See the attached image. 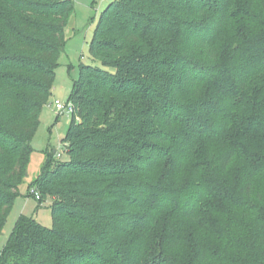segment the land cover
Here are the masks:
<instances>
[{
	"label": "trees",
	"instance_id": "1",
	"mask_svg": "<svg viewBox=\"0 0 264 264\" xmlns=\"http://www.w3.org/2000/svg\"><path fill=\"white\" fill-rule=\"evenodd\" d=\"M72 6L0 0V235ZM90 54L0 264H264V0H115Z\"/></svg>",
	"mask_w": 264,
	"mask_h": 264
},
{
	"label": "rangeland",
	"instance_id": "2",
	"mask_svg": "<svg viewBox=\"0 0 264 264\" xmlns=\"http://www.w3.org/2000/svg\"><path fill=\"white\" fill-rule=\"evenodd\" d=\"M113 1L115 0H73L71 14L65 28L67 41L56 68L53 94L49 103L42 109L41 124L32 141L34 152L28 167L29 173L19 186V194L15 197L0 235V255L21 217H34L47 227L53 224L51 209L53 197L44 195L40 203L36 196L30 193L33 189L37 190L34 181L47 162L49 152L56 151L54 155L56 161L68 159L62 137L66 134L74 113L58 114L54 104L56 100L65 103L71 101L74 83L80 75V64L94 63L90 54V43L101 13ZM263 88L264 79L257 80L252 86V95L256 93V90L261 91Z\"/></svg>",
	"mask_w": 264,
	"mask_h": 264
},
{
	"label": "built area",
	"instance_id": "3",
	"mask_svg": "<svg viewBox=\"0 0 264 264\" xmlns=\"http://www.w3.org/2000/svg\"><path fill=\"white\" fill-rule=\"evenodd\" d=\"M55 109L57 110L58 114H62L64 112H75V105L72 101L70 102H62L60 100H56L54 104ZM32 193L36 196L37 199L40 198V192L38 190H32Z\"/></svg>",
	"mask_w": 264,
	"mask_h": 264
},
{
	"label": "crops",
	"instance_id": "4",
	"mask_svg": "<svg viewBox=\"0 0 264 264\" xmlns=\"http://www.w3.org/2000/svg\"><path fill=\"white\" fill-rule=\"evenodd\" d=\"M71 122V121H70ZM55 151V150H54Z\"/></svg>",
	"mask_w": 264,
	"mask_h": 264
}]
</instances>
